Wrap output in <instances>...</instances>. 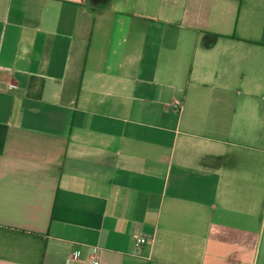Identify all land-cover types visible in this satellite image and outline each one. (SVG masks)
Returning <instances> with one entry per match:
<instances>
[{
	"label": "crops",
	"instance_id": "crops-1",
	"mask_svg": "<svg viewBox=\"0 0 264 264\" xmlns=\"http://www.w3.org/2000/svg\"><path fill=\"white\" fill-rule=\"evenodd\" d=\"M95 260L264 264V0H0V264Z\"/></svg>",
	"mask_w": 264,
	"mask_h": 264
},
{
	"label": "built area",
	"instance_id": "built-area-1",
	"mask_svg": "<svg viewBox=\"0 0 264 264\" xmlns=\"http://www.w3.org/2000/svg\"><path fill=\"white\" fill-rule=\"evenodd\" d=\"M146 243H147V240L145 238L139 237V238L136 239V245L138 247L141 246V245H144ZM74 256H75V254H74ZM93 264H99V262L97 260H95Z\"/></svg>",
	"mask_w": 264,
	"mask_h": 264
}]
</instances>
